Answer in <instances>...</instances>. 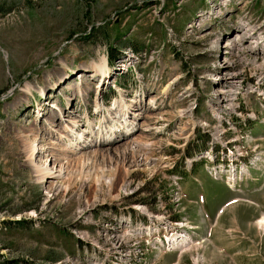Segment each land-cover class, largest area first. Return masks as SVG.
<instances>
[{"label": "rangeland", "instance_id": "374dc122", "mask_svg": "<svg viewBox=\"0 0 264 264\" xmlns=\"http://www.w3.org/2000/svg\"><path fill=\"white\" fill-rule=\"evenodd\" d=\"M244 30L264 46V0H0V264H68L92 244L135 250L112 220L132 209L194 232L177 264H264V172L239 195L195 167L200 182L187 178L179 201L163 172L228 129L231 107L260 114L251 86L229 89L248 74ZM254 132L230 137L264 156V125ZM29 143L35 164L65 166L61 180L44 185Z\"/></svg>", "mask_w": 264, "mask_h": 264}, {"label": "bare ground", "instance_id": "6f19581e", "mask_svg": "<svg viewBox=\"0 0 264 264\" xmlns=\"http://www.w3.org/2000/svg\"><path fill=\"white\" fill-rule=\"evenodd\" d=\"M257 28V27H256ZM251 29V27H250ZM252 30V29H251ZM260 31V29H259ZM254 32V31H253ZM263 32V30H262ZM249 35H252L249 30H244V37H247ZM255 35V34H253ZM258 38H254L252 37V39L250 40L251 43L250 45L252 46V48H257V47H261L260 45V40L263 38L262 33L260 32ZM237 38V37H236ZM241 42V41H240ZM261 50V48H260ZM259 50V51H260ZM242 60V59H241ZM232 63V62H231ZM100 73L99 71H96V74ZM242 73V72H241ZM106 75V72L105 74ZM107 79V77H106ZM239 82V81H238ZM105 83L102 84V86ZM238 84H236L237 86ZM230 91V90H229ZM232 93V92H231ZM238 93V92H237ZM252 96V95H251ZM223 98V97H222ZM235 98V97H234ZM219 99L221 100V95L219 96ZM227 100V99H226ZM228 101V100H227ZM232 102V101H231ZM229 105V103H228ZM230 107V106H229ZM221 108V107H220ZM241 110V109H240ZM128 111V110H127ZM123 112V111H121ZM258 112V111H257ZM127 112V116H128ZM226 114V113H225ZM258 115V114H257ZM219 117V116H218ZM119 118V117H118ZM116 117V119H118ZM122 120V119H121ZM219 120V119H218ZM222 120V118H221ZM124 123H128V122H124ZM227 125V124H226ZM119 131V130H118ZM123 134V133H122ZM81 140V139H80ZM251 140V139H250ZM254 141V140H253ZM237 142V141H236ZM30 144V143H29ZM28 144V149L30 152V156H29V162L32 163L35 167L36 173L39 175H43V183L45 184H52L50 182V180H53L56 178L59 180L60 177H62L63 175V171H64V167L62 166L60 167V169L58 170L59 167L56 166V164L50 165L49 163H52L51 161L46 160L42 165H37L35 164V158L37 155H41V153L39 152V149L36 147H34V144ZM25 146V145H24ZM242 149V148H241ZM76 152H73L72 154H75ZM246 154V153H245ZM97 157V154H96ZM96 159V158H95ZM81 160V159H80ZM79 160V161H80ZM78 161V163H79ZM84 161V159H83ZM93 161V160H92ZM71 164V163H70ZM83 164V163H82ZM165 164V163H164ZM68 168V167H67ZM164 168V167H163ZM162 169V168H161ZM67 171V170H66ZM112 172V171H111ZM106 173V172H105ZM103 174V173H102ZM107 174V173H106ZM86 177V176H85ZM81 177H79L80 179ZM98 178V177H97ZM103 178V177H102ZM112 178V177H111ZM42 179V178H41ZM87 179V178H86ZM85 179V180H86ZM58 180V182H59ZM81 180V179H80ZM89 180V178H88ZM77 181V180H76ZM92 181V178H91ZM93 182V181H92ZM112 182V180L110 179L108 182H106L107 184H110ZM70 183V182H69ZM96 185H97V189L98 190H102V182L100 180L96 181ZM87 184V183H86ZM66 185V184H65ZM52 186V185H51ZM85 186V185H84ZM112 187V186H110ZM85 188V187H84ZM94 207V206H93ZM90 208V207H89ZM89 210V209H88ZM140 210V209H139ZM146 210V209H145ZM167 226L172 228V224L169 221H165ZM264 224V219L261 222V225ZM118 225V224H117ZM120 226V225H119ZM123 230L124 235L120 236V234L115 235V238L118 237H125L128 236L131 239L135 240L137 244H134L135 250L134 248L132 249H123L122 247H120V249H117L114 247V245H100V244H92V246L86 245L82 252L80 254H78L77 256H67L68 258L64 261L65 263L68 264H146L147 262V255L149 254V252L151 251L150 246L148 244H146L140 237L133 235L132 233H129L127 230H125L122 226L120 227ZM114 230V229H113ZM117 230V229H115ZM166 231L170 232L171 235H173L174 233L170 230ZM126 232V233H125ZM116 232L114 231L113 233H110L112 235V237L114 236ZM109 234V235H110ZM114 239V238H113ZM130 239V240H131ZM119 242H121L119 240ZM122 243V242H121ZM128 243V242H127ZM135 243V242H134ZM128 246V245H127Z\"/></svg>", "mask_w": 264, "mask_h": 264}]
</instances>
